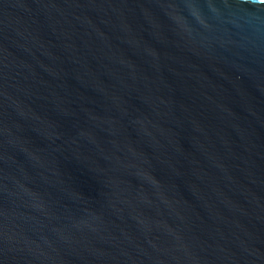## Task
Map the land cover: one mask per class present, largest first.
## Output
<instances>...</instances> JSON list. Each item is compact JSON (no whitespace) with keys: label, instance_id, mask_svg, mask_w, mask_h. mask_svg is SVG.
Masks as SVG:
<instances>
[{"label":"water","instance_id":"water-1","mask_svg":"<svg viewBox=\"0 0 264 264\" xmlns=\"http://www.w3.org/2000/svg\"><path fill=\"white\" fill-rule=\"evenodd\" d=\"M0 264H264V0H0Z\"/></svg>","mask_w":264,"mask_h":264}]
</instances>
